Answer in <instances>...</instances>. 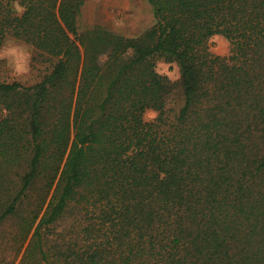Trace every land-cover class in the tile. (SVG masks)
Segmentation results:
<instances>
[{"label": "trees", "instance_id": "1", "mask_svg": "<svg viewBox=\"0 0 264 264\" xmlns=\"http://www.w3.org/2000/svg\"><path fill=\"white\" fill-rule=\"evenodd\" d=\"M88 1L0 0L43 66L0 78V264H264V0H148L135 37Z\"/></svg>", "mask_w": 264, "mask_h": 264}, {"label": "rangeland", "instance_id": "2", "mask_svg": "<svg viewBox=\"0 0 264 264\" xmlns=\"http://www.w3.org/2000/svg\"><path fill=\"white\" fill-rule=\"evenodd\" d=\"M153 23L154 18L148 0H89L83 8L80 26L81 31L98 25L116 34L135 37L150 28ZM210 47L211 52L216 55L224 57L229 54V42L222 36H215L210 41ZM32 57L33 51L30 47L14 40L6 41L0 51V60L3 61L0 78L17 81L25 86L35 84L40 80L43 66L36 65L33 68ZM156 69L158 73L168 76L173 82L180 79L176 64L157 59ZM181 102L178 95L172 105L178 108ZM156 117L157 113L152 110L144 115L147 122L153 121ZM9 232L7 230L0 235V253H8L6 238Z\"/></svg>", "mask_w": 264, "mask_h": 264}, {"label": "clouds", "instance_id": "3", "mask_svg": "<svg viewBox=\"0 0 264 264\" xmlns=\"http://www.w3.org/2000/svg\"><path fill=\"white\" fill-rule=\"evenodd\" d=\"M13 7H14L16 13H17V14H20V15H22L23 12L26 10L25 8H23V7L19 4V2L14 3Z\"/></svg>", "mask_w": 264, "mask_h": 264}]
</instances>
